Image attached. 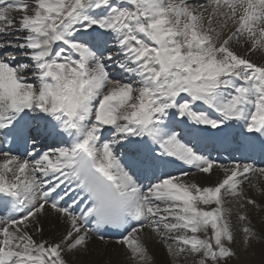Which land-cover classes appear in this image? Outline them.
<instances>
[{"label": "snow or ice", "instance_id": "obj_1", "mask_svg": "<svg viewBox=\"0 0 264 264\" xmlns=\"http://www.w3.org/2000/svg\"><path fill=\"white\" fill-rule=\"evenodd\" d=\"M257 51L264 0H0V136L23 148L0 151V264H70L109 229L131 264H151L148 230L170 264H229L237 231L246 247L264 238L246 213L237 229L230 207L264 210L243 190L264 167L186 141L238 127L264 154ZM49 137L61 146L40 150ZM173 166L223 178L202 186ZM49 209L65 226L56 241L34 238Z\"/></svg>", "mask_w": 264, "mask_h": 264}, {"label": "bare ground", "instance_id": "obj_2", "mask_svg": "<svg viewBox=\"0 0 264 264\" xmlns=\"http://www.w3.org/2000/svg\"><path fill=\"white\" fill-rule=\"evenodd\" d=\"M18 15V14H17ZM114 49V48H113ZM239 50V49H237ZM115 51V50H113ZM240 54H246L244 49ZM107 54V53H106ZM249 58L258 63H264V53L255 52L247 54ZM263 55V60L260 59ZM19 59V57H17ZM109 73L110 74H122L121 70L118 69L114 64L108 62ZM177 121L181 118L177 117ZM183 128V125L177 123L176 130L179 132ZM232 131L231 139L226 140H211L210 138H204L197 143V140L192 136L186 137V141L191 142V146H196L203 154L210 155L211 158L217 160L219 163L229 165L233 160H238L246 163H254L257 167H264V154L261 153L260 147H245L244 139L245 136H249L247 133L241 135L240 129L238 127H233L230 129ZM64 139H67L64 137ZM43 148L40 150H47V146H61L60 138L49 137L47 139H42ZM239 149V150H238ZM3 143L0 136V151H3ZM14 153V151H13ZM15 154V153H14ZM173 174H179L180 171L189 172L192 175L190 177H185V179H190L192 181L198 182L202 186L214 185L218 179L223 178V174L219 170H215L216 175L207 176L206 174L196 173L194 169H183L182 167H170L169 169ZM257 183L260 187H264V180L256 179L254 181H246L243 190L247 196H251L256 199L258 203L264 204V197H260L255 189L250 187V183ZM147 184V181H145ZM243 201L238 202L236 199H232L230 207L232 209V221L234 226L239 228V221L237 220V215L240 213H246L250 220L252 221L254 227L258 230H264V210L253 208L248 206L247 208H241L240 204ZM7 213L0 211V216L7 217ZM41 225L43 227V233L37 235L36 239H45L49 241H56L59 239L61 233L64 230V224L56 217L54 213L49 209L48 214L42 215L40 217ZM155 236V235H154ZM154 236H150V232L144 234L145 243L154 255L156 264H168L166 257L165 247L159 242V239H153ZM156 237V236H155ZM119 238L105 237V241L101 242L99 239L93 235V238L89 241V251L83 255H76L70 257V264H131L128 258V252L126 248L116 241ZM151 254V255H152ZM152 264V263H151Z\"/></svg>", "mask_w": 264, "mask_h": 264}, {"label": "rangeland", "instance_id": "obj_3", "mask_svg": "<svg viewBox=\"0 0 264 264\" xmlns=\"http://www.w3.org/2000/svg\"><path fill=\"white\" fill-rule=\"evenodd\" d=\"M239 49V50H237ZM237 52H242L243 48L237 47ZM115 50V49H112ZM263 60V55H261V58ZM122 72V71H121ZM110 74V73H109ZM110 77L112 79L116 80H122L124 82H127L128 76L127 74L123 73L122 74H110ZM238 202V200H236ZM242 200H239L241 202ZM244 213V212H243ZM242 222L239 221V227ZM150 232V236H154V234L151 232V230L146 231V233ZM158 239L157 237L154 236L153 239ZM160 243H162L159 240ZM164 245V243H162ZM148 247V246H147ZM165 247V245H164ZM235 251L237 253L236 257H233L229 264H264V238L259 239V240H253L251 245L246 247L243 243V237L237 231L236 233V243L234 245ZM149 249V248H148ZM165 252H166V247H165ZM150 255L152 254L151 250L149 249ZM152 257V264L155 263L154 255H151ZM166 257L168 260V264H170V257L168 256L166 252ZM109 264V263H108ZM184 264H191V259L189 258L187 261L184 262Z\"/></svg>", "mask_w": 264, "mask_h": 264}]
</instances>
